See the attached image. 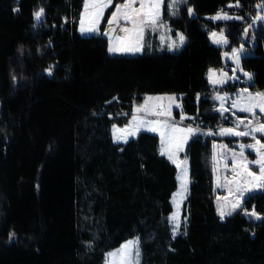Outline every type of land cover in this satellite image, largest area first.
Wrapping results in <instances>:
<instances>
[{
  "label": "trees",
  "instance_id": "trees-1",
  "mask_svg": "<svg viewBox=\"0 0 264 264\" xmlns=\"http://www.w3.org/2000/svg\"><path fill=\"white\" fill-rule=\"evenodd\" d=\"M123 1L111 0L101 31ZM263 1L185 0L161 18L173 35H185L181 50L158 52L147 31L141 53L112 55L105 35L78 32L84 0H0V264H103L107 251L135 236L139 264H264V188L236 212H216L212 145H231V137L198 131L187 141L189 186L173 235L177 170L158 136L139 131L116 142L111 133L158 93L182 94L175 117L184 113L202 130L229 125L207 81L223 64L208 31L226 26L230 44H239ZM230 2L242 20L204 18ZM39 8L44 16L34 25ZM254 36L240 64L257 91L264 90V27ZM243 210L260 219L247 222Z\"/></svg>",
  "mask_w": 264,
  "mask_h": 264
},
{
  "label": "rangeland",
  "instance_id": "rangeland-1",
  "mask_svg": "<svg viewBox=\"0 0 264 264\" xmlns=\"http://www.w3.org/2000/svg\"><path fill=\"white\" fill-rule=\"evenodd\" d=\"M97 2H106V0H88L89 7L86 11L85 9V0L83 3V8L80 13V17L78 19V32L81 35H97V34H102L104 35L105 32H109V35L105 36H110L111 34L113 35V39L115 38L114 42H111L110 45L116 48H125L129 46L131 43H135L137 41V35L134 32H127L128 37H126L125 33L121 31L122 28H129L132 29L133 25L130 23H127L124 27L120 25V21L126 22L124 19H120L119 21H114L113 24L108 25V27L101 31L99 29V25L101 23L102 18L99 20V23L97 25L98 31L94 32H81V18L82 16L84 17V26L88 27L90 24V21L92 19L91 14L95 11L91 7L92 4L97 3ZM125 2V1H124ZM123 2V3H124ZM147 3L149 0H136V3L134 4V7L139 8L140 3ZM171 0H164V3L161 5L160 9V20L158 24L154 27H148L149 28V33L151 32H158L159 33V38H160V45L158 44L157 49L159 50L158 52L162 51H168V52H178L183 48V46L186 44L187 39L185 35L182 32H178L184 36V41L181 43L177 37V35H172L171 34V28L169 27L167 21L161 20L163 11L166 10L170 15H174L173 12H175V9H169L167 7L168 3H170ZM122 3V4H123ZM120 5V4H119ZM238 5V2H230L228 3L224 8H221L217 12L213 14H207L204 16L205 19L213 21V22H226V21H235V20H242V15L235 10V7ZM262 5L258 11L257 14L251 19V21L246 24L243 27V30L240 34V43L237 45H231L229 37L227 35V29L226 26H222L220 29L214 28L210 29L208 31V37L210 42L221 48V58H222V66L220 67H212L210 68L213 71V80L217 81H223L222 83H216L213 84L209 80V70L207 72V81L209 86L212 88H218L217 91H215L214 97L216 96H221L225 97L223 101L217 100L216 101V110L219 111L225 118H228L230 121L229 125H221L216 132H213L212 129L210 130H202L200 128H193L197 131H203L204 133L207 134H213V135H219V136H225V137H231L232 142L231 145H229L226 141L224 140H215L212 145V172H213V186H214V191H215V206H216V212L217 214L221 217L220 215V209L222 208L223 211L225 212V215L223 218L227 215H230L228 213H234L236 212L242 205L243 200L246 198V196L253 190H258L261 189L260 187H254V186H249V185H241V187L244 188H249L250 190L245 191L244 196L240 197L237 192V183L234 181H238L239 177L236 176V172H243V169L239 167L243 161L240 160L239 156H237V165L234 167L232 163V153L236 152L239 153L241 151L240 145L241 144H254L255 141L252 139L251 136H235V135H221L220 130L222 128H232L236 126V122L238 120L244 119H255L250 113L247 112H242L239 111L238 108L233 107V101L236 100L238 101L241 106L243 105V101L241 100V94H244L246 96V93H244V89H247V92L250 93H257V92H264V90H257V91H252L249 89L248 85L252 82L251 80H248L246 76H244V73H250L252 76V73L249 71H246L242 69L241 64H240V59L241 57L248 55L251 53V48L255 44V36H254V31L258 29L260 26L264 27V20H256L257 15L264 16V1L260 4ZM239 6V5H238ZM237 6V7H238ZM164 7L166 9H164ZM42 8L37 9L36 11H39ZM106 7L103 9V14L105 11ZM34 11V13L36 12ZM221 14L223 16L224 14H227L230 19H214V17L217 16V14ZM43 15L39 21H37L34 17L33 14V19H34V25H37L41 22L43 19ZM190 16H194V11L192 10V14ZM103 17V15H102ZM238 17V18H237ZM255 20V22H253ZM163 25V26H160ZM251 25V27H249ZM111 29V31H110ZM247 29V31H245ZM212 33H216V39H219L220 34L223 33L224 39L227 40V43H215L214 38L212 36ZM147 34V32H146ZM142 41V38H140ZM172 44L173 47L170 49L169 45ZM178 45V46H177ZM243 48L242 52H239L238 55L240 57L239 59V69H237V64L235 60L233 59V50L234 49H240ZM142 51L139 52H129V51H115L111 52L113 53H119V54H124V55H135L139 54ZM48 69L45 70V73L49 75V72L47 71ZM236 70V71H234ZM223 74V75H222ZM222 88V89H221ZM182 94L179 93H158V94H148L144 97L143 101L134 105L133 106V114H131V119L132 121L133 115H136L138 120L139 119H144V120H149V121H167L169 124H174L176 128L179 129H188L190 128L188 125L185 124L187 119L186 114L180 113L179 119H175V114L174 111L180 109V107H176V105H180ZM153 98L151 100L147 98ZM157 97H175V101H169L168 99H155ZM200 100V95L198 94L196 101L199 102ZM223 103V106L227 111H222L221 110V104ZM147 105L150 112L149 114H146L145 112H135V109L140 106V105ZM170 108L171 111V116L167 115H155L153 113H158V112H164L165 110H168ZM256 115L258 117L264 118V113H260L259 109L255 110ZM185 117L184 119H181V117ZM129 121V122H130ZM138 122V121H137ZM261 122H264V119H261ZM115 126V128H114ZM232 126V127H230ZM132 127H135V122L133 123ZM159 128L158 131H149L145 128H140V130L136 131V134L139 131H148L150 133H153L158 136L159 143H160V153H161V148L164 147L165 149V154L169 159V153L172 154V159H169L176 167L177 174H176V180H177V186L176 189L172 195L171 198V203H172V212L170 213L169 217H171L174 213L177 214V223L178 227L176 228V234L178 232L179 226H180V221H181V214H182V204L183 201L186 197L187 191H188V186H189V172H188V159L185 154V146L188 140V134L186 132H178L173 134L174 139L170 138V129L164 128L162 125L157 126ZM243 125H241L240 128H242ZM129 128V123L123 126H119L114 124L111 129L112 133V138L116 142H125L123 139L122 140H115V136H124L126 133H121L115 131V129H126ZM244 130V129H240ZM164 133V142L162 144V139H161V133ZM135 134V135H136ZM133 136H127V140L134 137ZM256 138L261 141V143H264L261 139V134L256 133ZM186 136V139L184 137ZM177 145H179L180 150H177ZM244 156L247 158V161H253L256 160L258 157L256 156V152L253 149L245 148L244 150ZM215 158V159H214ZM186 161V164L183 163ZM180 165V168L177 167V165ZM248 167L251 168V170L255 172H259V167L256 164H249ZM186 169V182L184 185V188H181V181L178 179V175H180L181 170ZM239 203L240 207L236 208L233 210V204ZM170 221V220H169ZM171 228H172V233H173V228L174 224L170 221ZM130 240H138V237H132L129 238L125 241H123L118 247L113 248L109 251H107L104 255V261L103 264H105L106 257L108 256V253H115L118 249L121 248L122 245H124L126 242ZM139 247V244H138ZM139 252H140V247H139ZM113 261V264H116V258H110ZM139 261H140V256H139Z\"/></svg>",
  "mask_w": 264,
  "mask_h": 264
},
{
  "label": "snow or ice",
  "instance_id": "snow-or-ice-1",
  "mask_svg": "<svg viewBox=\"0 0 264 264\" xmlns=\"http://www.w3.org/2000/svg\"><path fill=\"white\" fill-rule=\"evenodd\" d=\"M185 2V0H171L170 3H168L167 7L169 9H175L178 4ZM111 3V0H106V2H97L91 5L95 11L91 14L92 19L90 21V24L88 27L84 26V17L81 18V32H94L98 31V23L99 20L102 18L103 15V9L107 7ZM136 3V0H125L123 4L116 6V11L113 12L112 18L108 21L109 25L113 24L114 21H119L120 19H124L127 23H130L133 25L132 29L129 28H122L121 31L124 32H134L137 35V41L135 43H131L129 46L125 48H116L113 46H109L110 52L115 51H129V52H139L141 50V44L139 43V38H142V34L146 27H154L158 24L160 20V9L161 5L164 3V0H149L147 3H140L139 8L134 7V4ZM238 6V5H237ZM262 5H257V7H261ZM89 7L88 0H85V9L87 11ZM19 9H15V11H18ZM189 14H192V9H188ZM175 14V12H173ZM43 15V9H40L39 11H36L34 13V17L37 21L41 19ZM230 19L227 14H224L221 16V14H217L214 19ZM238 18V17H237ZM256 20H264V16L257 15ZM255 22V20L253 21ZM163 26V25H160ZM251 27V25H249ZM111 31V29H110ZM247 31V29H245ZM104 35H109V32H105ZM179 41L183 43L184 36L180 33L176 34ZM212 36L214 38L215 43H227V40L224 39L223 33L220 34L219 39H216L217 34L212 33ZM178 46V45H177ZM173 47L172 44L169 45V48L171 49ZM243 48L240 49H234L233 50V59L235 60L237 64V69H239V52H242ZM49 74H51V68L47 70ZM236 71V70H234ZM213 71L209 70V80L211 83H222L223 81H217L213 80ZM223 75V74H222ZM244 76L248 78V80L252 79V76L250 73L245 72ZM244 93H246V96L244 94H241V100L243 101V105L234 100L233 107L238 108L239 111L250 113L255 119H241L236 122L235 128H222L220 130L221 135H235V136H251L252 139L255 141L254 144H241L240 149L241 151L239 153L233 152L232 153V163L234 167L237 165V156H239L240 160L243 161L239 165L240 168L243 169V172H236V176L239 177L238 181H234L237 183V192L240 197L244 196L245 191L250 190L249 188L241 187V185H249L254 187H260L264 188V143H261L260 140L256 138V133L261 134V136H264V122H261V117H258L256 115L255 110L259 109L260 113H264V92H257L255 94L247 92V89H244ZM149 100L153 99L151 97L147 98ZM155 99H168L169 101L174 102L175 97H157ZM214 99L223 101L226 99L225 97L216 96ZM176 107H180V105H176ZM221 110L227 111V109L224 108L223 103L221 104ZM135 112H145L146 114H149L150 110L148 106L140 105L135 109ZM155 115H167L171 116L170 108L168 110H165L164 112H158L153 113ZM185 117H181V119H184ZM138 121V122H137ZM135 122V127L133 128L132 125ZM158 125H162L166 129H170V138H175L173 134L178 132H186V133H192L196 131L195 129L188 128V129H179L176 128L174 124H169L167 121H149L144 119L137 118L136 115H133L132 121L129 122V128L126 129H115L117 132L126 133L124 136H115L114 139L124 140L127 142V136H133L136 134V131L140 130V128H145L149 131H158L159 128ZM241 125H243L244 130H240ZM115 128V126H114ZM164 133H161V139L162 144L164 142ZM186 139V136L184 137ZM249 148L253 149L256 152V156L258 157L256 160L253 161H247V158L244 156V149ZM177 150H180L179 145H177ZM165 154L164 147L161 148V155ZM169 159H172V154L169 153ZM215 159V158H214ZM183 163L186 164V161ZM249 164H256L259 167V172H255L251 170L250 167H248ZM178 168H180V165H177ZM178 179L181 181V188H184L185 182H186V169H182L180 175H178ZM240 207L239 203L233 204V210ZM231 214V213H228ZM220 215L221 218L225 215V212L223 209H220ZM246 215L254 216L257 219H260V217L257 215L255 210H252L251 212H246ZM169 220L174 224L173 228V235L176 234V228L178 227L177 223V214L174 213L171 217H169ZM139 241L138 240H130L126 242L124 245L121 246L120 249H118L115 253H108V256L106 257L105 264H113L112 259L110 258H116V264H139V247H138Z\"/></svg>",
  "mask_w": 264,
  "mask_h": 264
},
{
  "label": "crops",
  "instance_id": "crops-1",
  "mask_svg": "<svg viewBox=\"0 0 264 264\" xmlns=\"http://www.w3.org/2000/svg\"><path fill=\"white\" fill-rule=\"evenodd\" d=\"M125 1V0H124ZM123 1V2H124ZM123 2H121V3H119V4H122ZM119 4H117V5H119ZM116 5V6H117ZM116 11V7L114 8V10H113V12H115ZM113 12L111 13V15L109 16V18H108V21L112 18V14H113ZM108 21H107V23H106V25H105V29L108 27V25H109V23H108ZM120 25L122 26V27H124L125 25H127V22H123V21H120ZM128 28V27H127ZM147 31H149V28L148 27H146L145 28V30H144V32H143V34H142V41L140 40V38H139V43L141 44V50L140 51H143V47H144V37H145V35H146V32ZM124 32V31H123ZM125 33V35H126V37H128V34H127V32H124ZM150 33H152L153 35L155 34L156 36L154 37V38H156L157 39V41H158V44L160 45V38H159V33L158 32H151L150 31ZM172 34V33H171ZM177 34V33H176ZM176 34H174V35H176ZM173 35V34H172ZM107 38H108V52L110 53V54H112L110 51H109V46H110V43L111 42H114V40H115V38L113 39V35L111 34L110 36H106ZM158 47V45H156V48ZM114 54H119V53H113L112 55H114ZM134 112H133V110H132V112H131V114H133ZM182 114V113H181ZM179 116H180V114H179ZM130 119H131V116H130V118H129V121H130ZM175 119H179V117H175ZM185 121V120H184ZM129 123V122H128ZM127 123V124H128ZM185 124L186 125H188L190 128H195V127H197V126H195V125H193V124H191V123H189V122H185ZM220 127V126H219ZM219 127H217L215 130H213V132H216L217 131V129L219 128ZM230 127H232V126H230ZM198 128V127H197ZM232 128H234V127H232ZM240 129H244V127H242V128H240ZM198 132V131H197ZM196 133V131H194V132H192V133H189L188 134V140H189V138L193 135V134H195ZM187 140V141H188ZM159 150H160V143H159Z\"/></svg>",
  "mask_w": 264,
  "mask_h": 264
},
{
  "label": "water",
  "instance_id": "water-1",
  "mask_svg": "<svg viewBox=\"0 0 264 264\" xmlns=\"http://www.w3.org/2000/svg\"><path fill=\"white\" fill-rule=\"evenodd\" d=\"M246 212H251V211H247V210H243V211H242V215L245 217L246 221H247V222L254 221L256 217L246 215Z\"/></svg>",
  "mask_w": 264,
  "mask_h": 264
}]
</instances>
